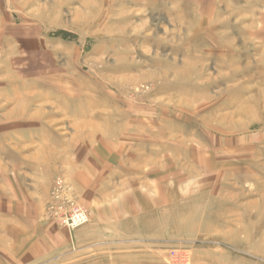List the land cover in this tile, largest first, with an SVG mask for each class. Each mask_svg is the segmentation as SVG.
<instances>
[{
  "label": "rangeland",
  "instance_id": "rangeland-1",
  "mask_svg": "<svg viewBox=\"0 0 264 264\" xmlns=\"http://www.w3.org/2000/svg\"><path fill=\"white\" fill-rule=\"evenodd\" d=\"M93 201L125 219L78 246ZM12 210L72 235L45 264H264V0H0V240Z\"/></svg>",
  "mask_w": 264,
  "mask_h": 264
},
{
  "label": "crops",
  "instance_id": "crops-1",
  "mask_svg": "<svg viewBox=\"0 0 264 264\" xmlns=\"http://www.w3.org/2000/svg\"><path fill=\"white\" fill-rule=\"evenodd\" d=\"M90 152L96 154V156L100 154L95 152V149H92ZM101 161H106V159L101 158ZM86 172L71 174L72 180L77 183L78 188L82 190L81 193L85 198L87 196L86 188H88L87 186H89L90 182L93 180L89 173ZM138 188H147L146 183L143 182ZM129 193L131 192L123 191L118 193V199L116 201H121L122 197L126 198L127 194L131 195ZM116 201L113 202L114 205L117 204ZM127 203L128 205L130 203L129 206H134V208L137 209V212L140 211L139 207L132 201L129 200ZM91 205L92 213L90 216V223L74 233L75 243L78 246H86L89 243H94L96 241L95 233H97L98 230H101L100 227H107L109 221H123L125 219L126 214L123 207L116 206L113 210L108 202L104 203V207H100L99 203L94 201ZM102 208L104 211H102ZM129 208L131 209V207ZM44 212L45 210L42 211L41 214H23L26 221L29 222V225L21 226L22 228H20V212L12 210V212L8 213L3 211L1 218L3 221V224L1 225L2 235L0 242L5 249L4 252L7 255H10L9 257L18 264H45L47 261L51 260L53 258L52 256L58 251L61 252L69 248L68 239L69 237L71 239L72 235H70L65 229H58L57 227L52 226L45 217ZM100 224H103V226H100ZM121 227L119 229L122 233ZM108 231L109 230H103V232L106 233Z\"/></svg>",
  "mask_w": 264,
  "mask_h": 264
},
{
  "label": "built area",
  "instance_id": "built-area-1",
  "mask_svg": "<svg viewBox=\"0 0 264 264\" xmlns=\"http://www.w3.org/2000/svg\"><path fill=\"white\" fill-rule=\"evenodd\" d=\"M70 191V187L58 181L51 192L46 215L56 224L74 230L88 222V213L72 195L70 196Z\"/></svg>",
  "mask_w": 264,
  "mask_h": 264
}]
</instances>
